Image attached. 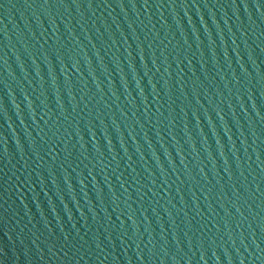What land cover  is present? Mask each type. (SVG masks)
Instances as JSON below:
<instances>
[{"label":"water","instance_id":"obj_1","mask_svg":"<svg viewBox=\"0 0 264 264\" xmlns=\"http://www.w3.org/2000/svg\"><path fill=\"white\" fill-rule=\"evenodd\" d=\"M0 264H264V0H0Z\"/></svg>","mask_w":264,"mask_h":264}]
</instances>
